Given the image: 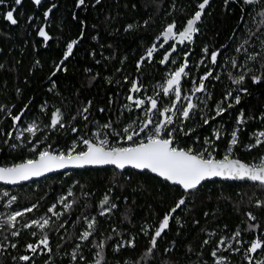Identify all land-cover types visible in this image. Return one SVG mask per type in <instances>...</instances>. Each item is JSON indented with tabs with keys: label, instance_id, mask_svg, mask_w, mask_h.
Here are the masks:
<instances>
[{
	"label": "trees",
	"instance_id": "1",
	"mask_svg": "<svg viewBox=\"0 0 264 264\" xmlns=\"http://www.w3.org/2000/svg\"><path fill=\"white\" fill-rule=\"evenodd\" d=\"M198 8L189 39L174 43L162 60L171 44L157 45L160 32L167 25L180 29ZM168 69L180 70L174 93L162 88ZM157 84L161 87L152 94ZM152 98L154 118L164 105L170 109L158 136L169 135L172 147L221 159L235 129L227 156L249 163L264 149V0H0V165L34 156L9 146L14 139L6 131L14 116L38 117L44 128L33 140L42 136L48 149L76 135L88 138L89 130L102 123L107 124L106 147H119L123 141L115 140L116 133L146 116ZM253 130L263 132L261 140L240 149L252 141ZM131 137L129 144L136 143ZM11 188L18 204L34 203L26 216L69 190L67 210L44 229V252L30 264L40 263L48 249L56 263L65 261L54 248L66 250L81 217L91 213L93 227L75 264H264L262 183L208 179L184 191L144 170L93 167ZM104 202L113 203L110 213L97 215ZM234 231V252L230 240L216 245ZM254 237L259 245L249 251ZM118 238L131 242L115 250ZM29 240L20 235L16 248ZM256 256L261 259L254 261ZM0 264L11 263L4 257ZM15 264H28V259Z\"/></svg>",
	"mask_w": 264,
	"mask_h": 264
},
{
	"label": "built area",
	"instance_id": "2",
	"mask_svg": "<svg viewBox=\"0 0 264 264\" xmlns=\"http://www.w3.org/2000/svg\"><path fill=\"white\" fill-rule=\"evenodd\" d=\"M44 106H40L39 110L42 111ZM165 110V109H164ZM168 110V109H166ZM169 111V110H168ZM186 110L182 112L180 117H183L185 115ZM5 115L8 116L9 109H5ZM169 115V113H167ZM239 118V114L236 115V119ZM168 120V119H167ZM60 125V124H59ZM163 126L158 127L160 131H157L155 135H152L150 137L142 138L141 135H139L140 131H135L133 135H135V140L139 143L148 139H153L155 137H159L162 139L169 140V135L166 137H160L158 136V133L162 132ZM44 128L43 122H40V119L38 117L30 116V117H24L20 120L16 119V116L13 117L12 123L9 125L6 131V137H9L11 134V139H14V141L9 143L10 147H14L15 145L21 146L24 148L25 151L28 152H34V156L40 153H43L45 151H50L56 155H68L70 153H77L84 150L86 147V143L88 141H91L96 144H99L95 142L94 138L91 136L78 138V142L75 141V138H71L66 142L65 145H53L51 149L47 148V143L43 141V137L39 136V138L33 140V135L35 132L40 131ZM150 129V128H149ZM73 130V127L70 129ZM93 130L92 128L89 130ZM148 130V129H147ZM148 133V132H147ZM145 135V132L143 133ZM149 134V133H148ZM80 135H76L75 137H78ZM236 132L235 129H232L227 141H226V148L222 154L221 159L227 158V153L231 145L235 142ZM249 137H251L252 141H245L244 144L240 147V149H247L251 145L256 144L261 140L263 137V132L260 130H253ZM132 138V137H131ZM104 140H108V137H102ZM116 141L121 140L120 136L117 135L115 138ZM128 138L124 136V138L121 141H127ZM131 140V139H130ZM129 140V141H130ZM136 142V143H137ZM100 145V144H99ZM129 143L122 146H128ZM102 146V145H101ZM104 146V145H103ZM105 147V146H104ZM33 156V157H34ZM33 157L24 158L23 160H28ZM264 163V149L256 155L248 164L252 166H256L259 164ZM69 190L63 192H58L55 195V198L51 201H49L45 208L41 210L40 212L36 214H32L29 216H26V213L28 211L32 210V207L34 206V203H28V204H18L17 203V191L13 190L11 186L3 185L0 186V260H2L4 257H7L8 261L11 264H15L17 261H24L28 259V264L32 262V258L37 256L39 253H43V245L45 242L47 243V239L44 240L43 237V231L44 229L55 219H57L59 216L65 212L70 204V197L68 196ZM113 206V203L111 202H104L101 204V206H97L95 213L97 215L106 216L108 213H110V207ZM244 213L247 217L250 219L252 218V212L249 209H245ZM94 213L84 215L81 217V222L77 229V234L75 236L74 242L66 249V250H58L56 251L54 248V255L65 257V261L61 262H55L51 258V250L48 249L46 252L48 254L47 257H45L40 263L38 264H75L76 261H81L82 259V242L87 237L88 233L92 230L93 227V220H94ZM64 224V220H60L59 223L54 228L55 230L57 227ZM140 231L144 232V229H146V225L143 223L140 227ZM238 229V228H235ZM64 231V228L59 233V237L62 236V232ZM25 234L30 240L24 243L21 248H16L18 245L17 238ZM237 231H234L229 234L228 237L223 236L218 239L217 246H220V242L222 241L223 245L228 244V240L231 241V245L229 248V251L234 252L237 249L238 245V239L236 238ZM253 240L258 241L256 237L252 238L250 243L248 244L247 248L249 251L250 244ZM130 244V238L124 240L123 238H118V240L113 244V249H117L119 247H122L126 243ZM259 243V241H258ZM259 245V244H258ZM257 245V246H258ZM256 246V247H257ZM216 249H212V252H214ZM64 256H63V255ZM93 255V254H92ZM94 256V255H93ZM248 258V256H245V259ZM214 260L221 261L223 260V257L214 255ZM261 256L254 257V261L260 260ZM85 264H89L86 262Z\"/></svg>",
	"mask_w": 264,
	"mask_h": 264
},
{
	"label": "water",
	"instance_id": "3",
	"mask_svg": "<svg viewBox=\"0 0 264 264\" xmlns=\"http://www.w3.org/2000/svg\"><path fill=\"white\" fill-rule=\"evenodd\" d=\"M179 71H174L167 87L178 81ZM93 167L144 170L184 191L194 189L208 179L264 184V163L252 166L233 157L203 158L172 147L169 140L159 137L125 147H104L88 141L84 150L68 155L45 151L28 160L0 165V184L14 186L52 173Z\"/></svg>",
	"mask_w": 264,
	"mask_h": 264
},
{
	"label": "rangeland",
	"instance_id": "4",
	"mask_svg": "<svg viewBox=\"0 0 264 264\" xmlns=\"http://www.w3.org/2000/svg\"><path fill=\"white\" fill-rule=\"evenodd\" d=\"M34 2H37L39 0H33ZM203 5L200 4V7ZM200 13V9L198 8V10H196L193 15L188 18L186 20V22L184 23V25L178 29V30H174L173 27L171 25H167L166 27L163 28V30L160 32L159 34V39L157 41V45L160 46L162 45L164 42L169 41L171 46L168 50H166V52L163 54L162 56V60H164L167 55H168V51L171 50L172 45L176 42H181V41H185L187 39H189L191 33L194 31L195 27V21L198 17ZM6 17L8 19H10L9 15L6 14ZM41 32V31H40ZM150 51L146 52V55H149ZM167 74V78H172L174 71L172 70H167L166 72ZM178 82V81H177ZM177 82L170 84L169 87L162 85V88L164 87L165 90L164 91H169L168 93H174L177 89ZM200 84L198 83L196 86L192 85V87L195 89V87H199ZM159 87H161L160 84H157L155 86V89L153 91L152 94H154V92H156L157 90H159ZM174 91V92H173ZM128 97L130 98V95H128ZM174 100V99H172ZM136 102H138L136 100ZM189 105V104H188ZM188 105H186L183 109L187 110ZM170 108H174V107H170ZM164 109H169L168 105H164V107L158 111L159 116L157 118H154L153 116V112H155V100L149 99L148 100V104L145 106V111H146V116H142L141 119H137L136 121H128L127 123H125V125L122 127L120 132H117L116 135H119L121 140L124 138V136H126L128 138L127 141H124L123 144L119 147H122L128 143H130V139L131 136L135 133V131H140L139 135L142 136V138H146V137H150L152 135H155L157 133V131H160L158 128H156L155 125H163L166 122H169V115L165 114V110ZM170 111V109H169ZM173 111V110H171ZM168 119V120H167ZM106 123H102V124H96L92 127L93 130L90 131V133H88V136H91L94 138L95 142L99 143L100 145H104L105 147L109 145L108 140H104L102 139V137H108V131L106 130ZM150 128V129H149ZM148 129V130H147ZM111 133H115V131L110 130ZM145 132V135L143 134ZM149 134H148V133ZM156 136V135H155ZM75 141L78 142V138H82L81 136L78 137H74ZM94 142V141H93ZM131 145V144H130ZM118 147V146H116ZM28 158V157H26ZM166 217L162 219L161 223L159 225H163V223L165 222ZM258 245V241L253 240L250 244V249L255 248Z\"/></svg>",
	"mask_w": 264,
	"mask_h": 264
}]
</instances>
